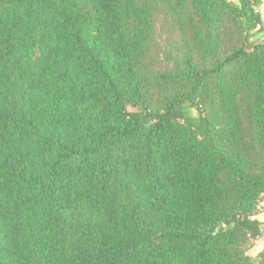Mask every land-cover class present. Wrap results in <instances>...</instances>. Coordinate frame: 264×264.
I'll use <instances>...</instances> for the list:
<instances>
[{"label": "trees", "instance_id": "16d2710c", "mask_svg": "<svg viewBox=\"0 0 264 264\" xmlns=\"http://www.w3.org/2000/svg\"><path fill=\"white\" fill-rule=\"evenodd\" d=\"M261 3L0 0V264H264Z\"/></svg>", "mask_w": 264, "mask_h": 264}, {"label": "rangeland", "instance_id": "374dc122", "mask_svg": "<svg viewBox=\"0 0 264 264\" xmlns=\"http://www.w3.org/2000/svg\"><path fill=\"white\" fill-rule=\"evenodd\" d=\"M230 1H237V0H230ZM254 41L256 42H263L264 41V33L257 34L254 37ZM166 48V45H165ZM192 114L194 116L197 115L195 110H192ZM257 219L260 220L263 224V237L256 240L253 244V247L247 251V254L255 259L259 257L261 253L264 252V199L262 200L260 207H259V215L257 216Z\"/></svg>", "mask_w": 264, "mask_h": 264}, {"label": "crops", "instance_id": "0c3cea01", "mask_svg": "<svg viewBox=\"0 0 264 264\" xmlns=\"http://www.w3.org/2000/svg\"><path fill=\"white\" fill-rule=\"evenodd\" d=\"M258 10L262 13H264V0H262L261 5L258 7Z\"/></svg>", "mask_w": 264, "mask_h": 264}]
</instances>
